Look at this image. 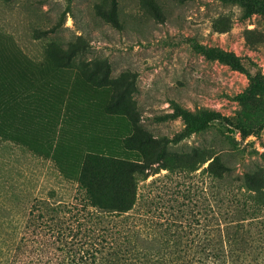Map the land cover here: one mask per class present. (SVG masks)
I'll return each instance as SVG.
<instances>
[{
    "label": "rangeland",
    "instance_id": "1",
    "mask_svg": "<svg viewBox=\"0 0 264 264\" xmlns=\"http://www.w3.org/2000/svg\"><path fill=\"white\" fill-rule=\"evenodd\" d=\"M38 28L47 37L37 38ZM79 35L89 58L106 59L113 75L131 72L137 117L160 141L126 140L134 103L119 105V153L147 161L150 172L131 208L102 212L105 247L95 264H264V0H0V77L20 48L41 57L51 36ZM23 140L0 134L3 231L11 218L23 227L50 187L74 202L87 196L84 183L104 203L131 201L111 151L67 178L60 153ZM35 253L26 264H38Z\"/></svg>",
    "mask_w": 264,
    "mask_h": 264
},
{
    "label": "trees",
    "instance_id": "2",
    "mask_svg": "<svg viewBox=\"0 0 264 264\" xmlns=\"http://www.w3.org/2000/svg\"><path fill=\"white\" fill-rule=\"evenodd\" d=\"M45 32L36 29V37H47ZM20 49L7 57L5 63L11 71L6 72L7 77L6 74L0 77V134L22 137L32 147L39 144L53 147L63 156L60 171L67 178L78 173L81 161L109 150L111 153L106 154L127 174L133 196L123 206L104 203L93 187L84 183L81 188L86 186L87 196L74 202L58 198L61 191L50 187L32 203L23 227L20 221L11 218L12 229H0V264H26L32 251H36L38 264H95L105 247L100 241L104 232L100 233L96 226L102 212L115 209L124 212L131 208L140 180L146 179L150 172L147 161L119 153L117 143L122 138L115 126L119 105L126 99L134 103L131 106L134 131L124 136L126 140L137 142L139 147L151 142L159 145L160 141L137 117L134 93L138 87L131 72L113 75L106 59L89 58L81 35L67 41L51 36L41 57H29ZM53 51L55 61L51 60ZM78 77L86 78L88 85L76 84ZM88 87L105 91L108 99H95ZM106 129H111L110 135L104 133ZM181 164L191 166L185 161ZM5 213L8 218L12 212L7 208ZM19 232L16 241L14 236L18 237ZM105 239L108 242L109 237Z\"/></svg>",
    "mask_w": 264,
    "mask_h": 264
}]
</instances>
